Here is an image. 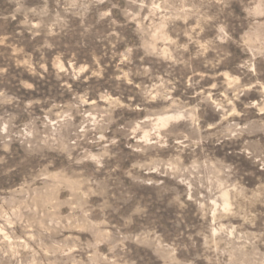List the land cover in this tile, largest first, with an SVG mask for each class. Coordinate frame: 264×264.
Here are the masks:
<instances>
[{
    "label": "rangeland",
    "instance_id": "374dc122",
    "mask_svg": "<svg viewBox=\"0 0 264 264\" xmlns=\"http://www.w3.org/2000/svg\"><path fill=\"white\" fill-rule=\"evenodd\" d=\"M0 264H264V0H0Z\"/></svg>",
    "mask_w": 264,
    "mask_h": 264
}]
</instances>
